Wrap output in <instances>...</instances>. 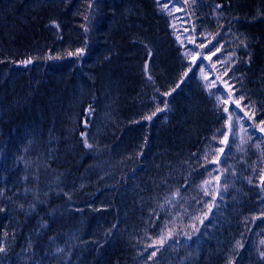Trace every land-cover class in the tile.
Here are the masks:
<instances>
[{"label":"trees","instance_id":"obj_1","mask_svg":"<svg viewBox=\"0 0 264 264\" xmlns=\"http://www.w3.org/2000/svg\"><path fill=\"white\" fill-rule=\"evenodd\" d=\"M3 1L0 0V77L4 82L13 78L10 87L0 85V89L7 91L5 102L10 100L12 103L20 87L30 88L28 82L37 77L51 80L46 86L39 84L33 92L25 91L33 93L32 107L39 105L42 108L43 118L40 120L45 123L43 128L37 122L39 117L33 108L31 111L17 110L18 117L13 112L6 115L10 128L30 125L28 127L34 130L40 127L41 138L39 142L34 141L30 152L23 156V168L21 165L18 169L20 172L30 169L24 172L22 178L25 181L19 188L25 192L15 200V203L25 205L26 214L30 210L31 217L27 216L26 220L29 227L26 229L23 224V208L20 211L15 209L18 220L14 224L13 242L6 253L0 255V264H13L11 262H15L14 258L22 251L32 256L27 264H189L193 258L191 264H197L195 258L199 257L200 242L210 234L208 227L214 224H227L230 232V235L225 232L224 239L220 241L223 248L220 264L228 259V264H264L260 256L264 251V183L261 182L264 179V131L260 127L264 125L257 126L264 120V79L253 77L257 58L241 64L230 54L245 39V34L235 26L240 16L258 19L264 25V0H233L226 4L220 0L154 1L171 25L175 21L179 25L184 24L183 20L198 10L200 2L207 8L213 7L209 17L195 27V33L182 30L172 39L171 47L177 54L180 73L178 83L180 88H184L185 73H189L195 75L202 94L208 98L221 95L223 99L231 95L226 107L229 111L236 109L243 117L244 127L236 126L234 143L226 120L212 132L211 138L203 141L193 128L184 139L180 136L185 127L181 125L183 104L165 107L159 103L158 93L153 91L151 97L138 100L140 108L152 109L144 112L152 116L147 120L150 131L144 132L141 141L127 150L123 144L128 120L123 115H120V128L123 124L125 128L118 129L114 137L110 138L105 131L93 137L96 134L94 123H99L104 110L96 89L99 91L98 87H103L106 79H116L115 72L108 68L114 60L113 50L129 47V42L134 40L128 39L137 38L139 34H132L131 30L120 26L125 24L112 21L118 25L117 28L105 33L116 36L119 31L124 39L120 42L122 47L114 45L112 39H106L109 48L92 49L87 53L88 42L96 32L91 30L92 18L86 21L83 16L90 10L82 9L98 10L97 24L103 33V25L110 22L112 12L120 4H124L129 13L140 12L145 22L151 15L148 0H84L80 8L73 5L74 0H13L16 3L9 9H5L7 4ZM213 1L217 2L214 6ZM34 3L39 5L33 7ZM26 4L32 5L33 9L24 11ZM85 22L90 24L87 31ZM28 29L29 33L26 32ZM127 35L128 39L125 38ZM185 37H194L195 44L189 43ZM203 37H207L204 41L206 46L196 47ZM208 40L212 42L208 43ZM217 40L220 50L212 55L209 49ZM193 48L196 53L203 54L197 55L195 61L190 55H184ZM78 49H84L82 55H68ZM167 50L170 51L168 47ZM85 55L88 59L83 60ZM93 56L99 57L98 63L89 66ZM163 57L157 67L159 74L166 72L170 64L176 65L169 55ZM259 58L264 68L263 52ZM200 67H204L203 72ZM57 79L63 87L60 90L56 88ZM210 81H215V85L206 87ZM127 82L132 85L131 80ZM75 83L80 88L79 92L83 91L82 87L90 89L87 99H82L74 115H68L64 100L62 106L52 107L51 116L49 108L46 110V100L59 91H62L63 98H67V85ZM125 83L118 84V89L121 90L123 84L125 87ZM187 85L191 88L189 81ZM13 87V93L9 94ZM116 92L119 95L120 91ZM242 94L245 98L240 101V107H236L235 101ZM161 95L168 97L165 91ZM52 103L54 101L49 103L50 107ZM249 104L251 106L246 107ZM89 105L96 109L95 120L90 124L91 135L80 138L77 133L82 125L78 119L82 112H88L86 106ZM25 115H29L28 118ZM221 132L228 136L223 143ZM68 136L70 139L66 140ZM165 136L172 139L179 136L182 141L171 145L170 141L164 140ZM52 139L64 147L69 141L75 144L72 151L76 155L71 156L75 161L81 157L76 166L70 162L69 165H60L57 160L53 163L47 159L45 149ZM85 139L91 148L84 146ZM170 148H173V153L166 156L163 151ZM136 149L137 156L134 154ZM157 150L162 153H157ZM206 152L209 153L207 159ZM95 153L100 157L98 162L93 158ZM120 154L123 160L116 163L108 160L110 155L119 159ZM109 165H112L110 171ZM54 171L65 174L57 175ZM60 178L65 179L61 181ZM67 178L73 184L69 185ZM205 190L209 195H205ZM177 192L179 195L174 197ZM123 201L126 203L122 204ZM27 205L29 209H26ZM258 220L261 221L257 225ZM32 224H35V232L28 236ZM161 236L163 246L157 244L159 251L151 257L150 253L156 249L149 245ZM27 241L29 246H25ZM210 247L211 250L215 248L214 245ZM245 253H252V257L245 258Z\"/></svg>","mask_w":264,"mask_h":264},{"label":"bare ground","instance_id":"obj_2","mask_svg":"<svg viewBox=\"0 0 264 264\" xmlns=\"http://www.w3.org/2000/svg\"><path fill=\"white\" fill-rule=\"evenodd\" d=\"M154 1L155 0H148V8L150 10L149 14L151 15L144 22V24L142 20L140 26H136L135 29L139 32H145L151 35H156L155 37H153V40L158 39L160 40V42H155L151 40L145 43H141V40L137 39L133 41L134 43L132 42V46L130 45L127 48L114 49V54H112L114 57V61H117L116 63H118V65H120V63H125L128 67L126 69L129 70V72L125 73V76H123V74L120 72V69L116 71L114 70V76L116 77V79H113L112 81L110 80V82L112 83L110 87V91L112 92L111 97H114V100L116 101L113 102L114 107L116 108L118 113L123 115V117L128 120L126 121V128L124 127L125 141L123 144V148L124 145H127V148H124L126 150L131 149L132 146L141 141L144 132L147 133L148 131H150L147 119H144L145 116L150 115H145L144 112L146 110L152 109L140 108L138 106V100L141 98L145 99L151 97V92L153 91L158 93V101L160 102V104L164 106L167 105V107L172 105L173 108V105L176 103L177 106L184 103L186 104L189 100H192L191 103L193 101L196 102L197 107L192 104L191 108H195V110L200 109V112H198L196 116H193L192 119L195 120V124L193 125L194 129L199 132L200 137L203 141L208 138H211L212 132L224 122V120L220 119V117H226V113L222 112V109L227 106L225 103H223V99L218 101L216 98L217 96H211L208 98L207 96L203 95L198 84L199 81L197 80L195 75L185 73L187 75V78L184 88H180L178 83V77L180 73L179 69H177V54L171 47L173 46L172 39L174 35L178 34L180 31H190L193 29V27H196L200 23V21L202 20V15L199 12V9L194 11L184 22V24L171 25L169 22H167L166 17L164 16V14H162V11L154 3ZM230 1L233 0H220V2L224 4L229 3ZM10 2L11 0L3 1V3L7 5ZM83 4L84 0L73 1V5L79 6V8L82 7ZM201 4L204 5L203 2H200V6ZM216 4L217 2H212V6ZM212 9L213 7H208L210 13H212ZM114 11L115 12H112V15L116 14V17L123 14L124 12H127L124 4H120L118 7L115 8ZM98 19L99 17L92 19L94 25L97 24ZM120 23L124 24L122 23V21H120ZM18 24L20 23L18 22L17 26ZM120 26L128 28L127 25ZM235 26L238 30L242 32V34H245V39L243 40V43H240V46L234 47L230 51V54L233 55L235 59L239 60L241 64H246L250 62L251 59L257 58L256 67L254 64L253 77H256L258 79H264V68L259 58L261 52L264 53V25L258 19L240 16L238 20H236ZM243 27H246L249 30L246 31ZM98 28L99 26L97 24L95 28L96 33L94 34V36H91L88 45L91 46L93 49L106 50L107 48H109V43L104 36L100 35L101 33L100 31H98ZM24 37L26 39L29 38L27 36ZM167 45H170V47ZM167 47L170 49L169 52L167 50ZM133 48L135 49L134 51L132 50ZM136 49L140 51L142 50L141 53H137ZM132 53L134 54L130 56L128 55ZM164 55H166V57H168L169 55L171 61H176V65L174 66L173 63L170 64L167 67L168 69H166V72L163 71L162 75H160L157 74V65H159L160 62H163V59L161 60V58ZM11 56L14 55L11 54ZM146 65L149 73L139 71L141 67ZM149 77H151V79H149ZM129 80L132 81V87H124L123 84V87L121 88V91L123 92V97H120L115 91L116 86L120 83H124ZM188 81L189 83H191V88H189L187 85ZM163 91L166 92L168 97L161 95ZM117 100H119V102H117ZM159 134L161 133L159 132ZM8 135V131H5L4 129L0 135V141L6 138ZM40 138L41 132L39 128L30 130V132L26 135V145L24 146L27 147L28 143H30V145L25 151V153L22 155V161L23 156L26 153L28 154L30 152L29 150H31L34 141L37 140L39 142ZM47 147L45 149L46 157L50 161V151L47 149ZM63 149L64 146H61L59 144V152H61ZM134 154L137 156L138 149H136ZM21 165L23 168L24 163L22 162ZM19 168L20 167L17 168V171L19 172V177H17L14 173H10L8 176H6L4 181L0 180V189L3 187V192L5 194H2L1 198L3 200H6L7 198L11 199V197H9L10 191L8 190V188L12 187L13 184H15V191L21 188L20 183H18L19 179H22L21 174L24 175V172L30 170L26 168L20 172L18 170ZM64 179L65 178L61 179V181H63ZM68 181L69 179L67 178V183ZM18 196L14 197L13 202L17 200ZM260 221L261 220H258L256 224L258 225ZM25 252L26 251H22V253H20L23 254V260L21 264H27V262L32 259V256L29 253L24 254ZM11 263L14 264V262Z\"/></svg>","mask_w":264,"mask_h":264},{"label":"rangeland","instance_id":"obj_3","mask_svg":"<svg viewBox=\"0 0 264 264\" xmlns=\"http://www.w3.org/2000/svg\"><path fill=\"white\" fill-rule=\"evenodd\" d=\"M234 1H236V0H234ZM15 3L16 2L11 0V2L8 5H6L7 7L5 9H9L11 7H14ZM38 5H39V3H36V4L34 3L33 7H36ZM23 9H24V11H30L33 8H32V5L26 4ZM198 9L202 15V20L209 17L210 12L206 6L201 4V6H199ZM87 10H90L89 14L84 13V15H83L86 21H89V17L92 19H95L97 17L98 10H96L95 8L82 9V11H87ZM24 11L22 13H24ZM91 13L95 14V15H91ZM142 20H144V17L140 12L133 11V13H129V11L127 10V12H124L123 14H121L117 17H116V14H114V15H112V19L110 20V22H108L106 25H103L105 28H104L103 33H101L100 35L104 36L108 40L112 39L114 45L116 44L117 46L122 47L120 42H121V40L123 41L124 39L121 37L122 34L119 31L115 34L116 36H114L113 34H110L109 36H107V34L105 33V31L108 33H111L113 30H115L117 28L118 25L113 23L112 21H115L116 23H117V21H119V22L122 21V23H124L125 26L126 25L128 26L127 30H132V34L133 33L139 34V36H137V38L133 37V38H129V39H128V35H127V37H125V38L128 39V41H130V39L141 40V43L151 41V40H153V37H155L156 35H151V34L145 33V32H139L138 30L135 29L136 26H138V27L140 26ZM143 24H144V22H143ZM84 25H85V29H88V27L90 26V24L88 22H85ZM96 26H97V24L94 25L93 20H92V26H91L92 32L95 31ZM21 27L26 28L24 24H21ZM133 29H134V31H133ZM100 30H101V28L99 27L98 31H100ZM26 32L29 33L30 30L28 29V30H26ZM153 41L160 42V40H158V39L153 40ZM132 42L133 41L129 42V46L134 43V42L133 43ZM92 49L93 48L91 46H89L87 48V53H88V51H90ZM132 50L134 51L135 49L133 48ZM141 51L136 49L137 53H141ZM133 54L134 53L128 54V55L130 56ZM86 55L83 57V60L88 59V57ZM128 55H127V57H128ZM98 58L99 57L93 56L90 60L91 62L88 65L89 66L96 65L98 63L97 62ZM165 60H166V58H165ZM163 61H164V57H163ZM116 62L117 61L113 60V62L111 63V66H108V68L110 69L109 71H114V70L116 71V70L120 69V72L123 74V76H125V73L129 72V70L126 69V68H128L127 65L125 63H123V64L120 63V65H118V63H116ZM108 65H110V64H108ZM157 66L159 67L160 65H157ZM162 73L163 72L161 71L160 75H162ZM66 74H68V73H66ZM157 74H159V73L157 72ZM3 80H4V78L0 77V85L2 84L1 86H3V84H6L7 87H10L12 85L13 78L9 79V81L7 80V82H4ZM50 80L51 79H49V78L43 79V78L37 77V79H34V80L28 82V85L30 88L21 86L20 91L17 94L16 99L12 100V103L10 102V100H8L9 101V102H7L8 104L5 102V99H7L6 98L7 91L4 90V88L3 89L1 88L2 90L0 89V135L3 131V127H4L5 131H8V134H9L6 138H4L0 141V180L1 181H4L6 176H8L10 173H14L17 177H19V172L17 171V168L20 167V165L22 163V155L25 153V151L27 150V148L30 145V143H28L27 147L24 146V145H26L25 144L26 135L30 132V130H32V128L28 127L30 125L22 127V128H10V126H8L9 119L7 118L6 115L9 116L13 112V114L16 117H18L19 115H18L17 110H20L23 108L24 110L28 109L29 111H31V108H33L35 110V113L39 117V119H38L39 121H37V122L43 128L45 123H44V121L40 120L43 118V116L41 115L42 114V108H40L39 105H34L32 107L31 95H33V93L32 94L26 93L25 91H32L33 92L39 87L38 86L39 84H41L42 86H46ZM125 84L127 86L128 82H126ZM77 85H78L77 83H75L72 86L67 85V87H68V90H67L68 94L66 93L67 98H63V96L60 93L62 91H59V93L57 92L58 94L51 96V97H49V99L46 100V110L49 108V112H50L51 116H52V113H51L52 107H57L58 105L62 106V104L64 103V100H66L65 101V108L69 112L68 115H74L75 114L77 106L81 104L83 98H84V100L87 99V97H88L87 94L90 93V89H85L83 87H82L83 91L79 92L80 88ZM102 85H103V87L102 86L98 87L99 91H101V88L103 89L100 92V95H99V91L97 89H96V92L98 93L97 96L99 97V101H101V104L103 105L104 110L100 114L99 123H94V125L96 127V134L93 137H96L97 135H100L102 131H105V132H108L107 133L108 136L110 138H112L118 133V129L120 131L122 127L124 128V124L120 128V121H121L120 115L121 114L118 113L116 108L114 107L113 102H116L114 100V97H111L112 92L110 91V87H111L112 83L108 79H106V82L104 81V83ZM75 86H77V88H75ZM129 86H130V84H128V87ZM56 88H58L59 90L63 88L62 85L60 84L59 79H57V81H56ZM116 90L120 91L119 96L123 97V92L121 90H119L117 86L115 88V91ZM13 91H14V87L8 93L12 94ZM53 92L54 91H52V93ZM53 101H54V103H52V106L50 107L49 103L53 102ZM191 101L192 100H189L186 104L184 103L183 107H182V111H185V112L182 113L181 125L182 126L184 125L185 127L183 129V132L180 134V136L183 137L184 139H186L187 136L192 133V132L190 133V131L194 128L193 124H195V120L192 119L193 116H196L197 113L200 112L199 111L200 109L195 110V108H191L192 104H194L195 107H197V103L194 101L191 103ZM117 102H119V100H117ZM53 104H55V105H53ZM86 108H88L89 112H88L86 118L82 119V124H85V125H82V130H81L82 133L88 128L87 121L95 119L96 109H93V107L90 105L88 107L86 106ZM25 116H26V118H28L29 115H25ZM65 119H66V121L69 120V118L67 116L65 117ZM185 121H188V122L183 123ZM175 125L179 127L178 123H176ZM50 126H51V124H49V127ZM39 130H40V127H39ZM85 135L89 138L88 129H87V132L85 133ZM161 136H164V135H161ZM93 137H92V139H94ZM181 137L178 136L177 139H172L170 136H165L164 140H168V141H170L171 145H174V144H177L176 141H180V142L182 141ZM82 138H83V135H82ZM69 139H70V137L68 136L66 138V140H69ZM94 143H95V141H94ZM95 144H97V141ZM47 145H48L47 149L50 151V155H49L50 161L53 163L55 162V160H57V162L60 165H64V163H67L69 165V162H70V165L75 164V166H76L78 164V162L81 160V157H80V159H77L75 161L74 157L71 156V155H76V154L72 151L75 149L74 148L75 144H72L70 141L64 147V149L61 152H59V142L57 140L52 139L47 143ZM124 148H127V145H124ZM170 150L169 149L164 150L163 153L166 156H169L170 154L173 153L172 152L173 148H170ZM156 152L162 153V152H159L158 150ZM96 154L93 155V158L96 157ZM118 156H120V158L115 159V158H112L110 155V161H112V163H116V162H119V161L124 159L122 154H120ZM73 162H75V163H73ZM111 168H112V165H109L108 170L110 171ZM54 173H55V171H54ZM55 174L63 175L65 173L62 171V172H58ZM21 177H24V176L21 174ZM82 177H84V176L82 175ZM24 181H25V178H22L21 180L19 179L18 183H20V185H22L24 183ZM96 181H97V178H96L95 182ZM18 183H17V185H18ZM71 183H72L71 181H68L69 185H71ZM0 187H1V185H0ZM3 189H4L3 187L0 189V209H3V211H0V246H3L5 249H7L10 245H12L13 232L15 230L14 224L18 220V218L16 217L15 209L20 211V209L23 208V211H22V213L24 214V220H23L24 223L23 224L26 226V229L29 227V222L26 221L27 216L31 217V212H29L30 210H28L27 214H26L25 205L23 203H17L16 204L15 202H13L14 197H17L18 195L23 194L25 192V189L23 191L19 190V189L15 191V189H16L15 184H13L12 187L8 188V190L10 191L9 197H11V199L7 198L6 200H3L1 198L2 194H4ZM24 200H27V198L24 197ZM124 203H126V202L123 201L122 204H124ZM26 209H29V205H27ZM34 226H35V224L33 226H30V229H28L29 230L28 236L35 232ZM208 229H210L211 232H210V234H207L206 237L200 242L201 248H199V251H198L199 257L197 259L195 258V261L197 262V264H220L219 260L223 259L222 258L223 248L221 246L220 241L224 239L223 238L224 233L229 232V227L227 224H225L224 226L219 225V224H214L213 226H209ZM31 231H32V233H31ZM228 234L230 235V232ZM211 245L215 246V248L212 250L210 247ZM25 246H29L28 241L25 243ZM230 248H232V243L230 245ZM52 250L54 251V249H52ZM19 253H22V252H19ZM198 253H197V255H198ZM195 257H197V256H195ZM251 257H252V253L251 254L245 253V258L249 259ZM193 259L191 260V262L189 264H191L193 262ZM22 260H23V254H18L14 258V261H15L14 264H21ZM228 260H226L224 264H228Z\"/></svg>","mask_w":264,"mask_h":264},{"label":"snow or ice","instance_id":"obj_4","mask_svg":"<svg viewBox=\"0 0 264 264\" xmlns=\"http://www.w3.org/2000/svg\"><path fill=\"white\" fill-rule=\"evenodd\" d=\"M89 7H91V4H89ZM217 7H219V5H217ZM85 31H87V29H85ZM192 31H193V33H195V27H193ZM210 35H211V34H210ZM216 35H219V33H217ZM177 39L180 40V37H177ZM185 39H187V40L189 41V43H193V44H195V38H194V37H185ZM205 39H207V37H203V38H201L200 44L196 45V47H205V46H206V44L204 43ZM212 39H215V36H213ZM180 42H181V45L183 46V41L181 40ZM207 42H208V43H211L212 41H211V40H208ZM219 43H220V42L217 40V41H216V44L213 45V48H212V49H209V51L212 53V55H215L216 52L220 50V48L218 47ZM241 43H243V41H241ZM83 51H84V49H78V50L76 51V53L69 52L68 55H69V56H72V55H82V54H83ZM184 55H185L186 57L190 55V56L192 57V60L195 61L197 55H203V54H202V53H199V54L196 53V52H195V49L193 48V49H188V50L184 53ZM204 58L208 59V58H210V57L205 56ZM30 62H31V61H26L25 63H30ZM217 62L219 63V62H221V61L218 60ZM202 63H203V62L201 61V64H202ZM145 67H147V66H145ZM199 70H200L201 72H203V71H204V67H200ZM189 71H191V68H189ZM224 74H225V75L227 74V70H225V73H224ZM149 79H151V77H149ZM214 85H215V81H210V82L206 85V87H209V88H210V87H213ZM226 86H227V85H226ZM230 91H231V90H230ZM216 98H217L218 101H220V100H221V95H217ZM244 98H245V97H244V95L242 94V95L239 97V99L235 101V103H236V107H240V101H242ZM231 99H232V96H231V95H229V96H227V97H223V103L226 104V103H228V101L231 100ZM250 106H251V104L247 105L246 107H250ZM165 107H167V105H165ZM222 112H223V113H228V115H227L226 117H225V116H221L220 119H222V120H226V122L229 124V131H230V133H231V135H232V137H233V143H234V142H235V136H236V131H235L236 126L239 125V126L242 127V128L244 127V120H243V117H241V116L239 115V113L236 111L235 108H233L231 111H229V108H228V107H224V108L222 109ZM153 115H155V113H153ZM245 115H247V113H245ZM233 117H235V120H234V121H233ZM144 119L151 120V119H152V116H145ZM260 125H264V120H261V121H260V124L257 125V126H260ZM248 127H252V125H249ZM260 130H261V131H264V127H260ZM245 131H247V129H245ZM220 134H221L222 136H224V140L221 141V143H223V142H225V141L228 139V136H227L225 133H223V132H221ZM213 138L215 139V137H213ZM84 146H85L86 148H91V147H92V145L88 143L87 139L84 140ZM257 147H259V145H257ZM219 151H220V152H223V149H219ZM208 155H209V153L206 152V153H205V159L208 158ZM261 182L264 183V179H262ZM249 183H251V180H249ZM226 187H227V185L225 184V188H226ZM177 195H179L178 192L174 194V197L177 196ZM205 195H209V192H208L207 190H205ZM174 197H173V198H174ZM168 202L170 203L171 201H168ZM0 211H3V209H0ZM157 219H159V217H157ZM165 227H167V224H165ZM149 239H151V237H149ZM237 243H238V246H242V245H239V242H237ZM157 244H159L161 247L163 246V236H161V237H160L157 241H155L153 244L149 245V247H153V248L156 249L155 251H153V252L150 253V256H151V257H155L157 251H159V248L156 246ZM5 251H6V249H5L3 246H0V253H4ZM260 256H261L262 259H264V251H262V252L260 253Z\"/></svg>","mask_w":264,"mask_h":264}]
</instances>
